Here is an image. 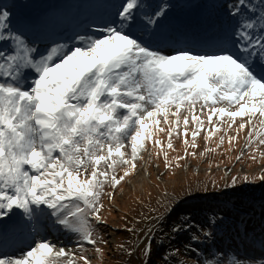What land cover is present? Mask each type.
Segmentation results:
<instances>
[{"label":"snow or ice","instance_id":"6c2138e0","mask_svg":"<svg viewBox=\"0 0 264 264\" xmlns=\"http://www.w3.org/2000/svg\"><path fill=\"white\" fill-rule=\"evenodd\" d=\"M142 8L141 0H123L115 21L94 29L99 35H80L67 47L59 44L46 54L12 32L10 13L0 8V45H14L9 52L0 47V231L5 218L14 224L17 218L32 222L36 231L34 222L47 216L80 245L76 256L41 237L19 256L0 251V264H78L81 260L91 264L84 255L85 243L102 254L98 245L108 244L97 231L106 224L103 201L107 198L111 203L117 186L133 170L139 175L142 152H148L145 165L151 160L145 143L152 139L153 122L161 133L165 128L159 125H169L167 147L175 150L174 134L177 139L185 137L184 144L191 148L197 147L202 131L208 132L206 140L211 139L220 130L213 117L220 122L227 117L231 128L237 117L247 116L239 129L245 123L252 126L257 113L264 117V0L257 4L236 0L229 6V15L251 12L261 22L255 38L256 23H243L235 34V52L221 48L211 53L187 49L164 53L151 48L143 33L137 36L132 30L137 21L145 30L154 29L167 9L142 15ZM190 124L195 128L189 144ZM262 137L264 132L252 126L245 148L255 140L259 149L264 145ZM233 139L229 137L230 142ZM154 143L161 146L160 139ZM189 154L195 155L186 150ZM243 155L242 151L237 159ZM164 160L170 167L167 152ZM259 179L264 181V175ZM154 242L147 238L144 264H150ZM117 248L134 254L122 244Z\"/></svg>","mask_w":264,"mask_h":264},{"label":"rangeland","instance_id":"374dc122","mask_svg":"<svg viewBox=\"0 0 264 264\" xmlns=\"http://www.w3.org/2000/svg\"><path fill=\"white\" fill-rule=\"evenodd\" d=\"M1 1L7 2L8 0ZM23 1H26L25 5L27 8H35L38 0ZM52 1L43 0L44 4L42 3V7L45 8ZM57 1L63 2L62 7L68 12L69 17H77L79 20L83 19L84 16L92 18V14L103 19L101 13L108 11V4L116 5L113 15L110 12L107 14L108 23L115 21L116 14L123 2V0ZM185 1L181 10H188L192 5L197 7L201 3H207L206 6L209 8L207 10L210 11L211 16L215 18L214 20L218 24L225 20V26L229 31L235 27L234 17L229 15V6L235 3L236 0H201L203 1L201 3L200 0ZM80 2L84 3L82 9L87 15L79 13ZM141 2L143 5L142 15L143 13L151 15L161 7H166V16L171 17V19L173 14L177 16L184 14L179 11L180 0H141ZM252 3L257 4L258 0H252ZM55 4L56 2L52 5ZM60 8L61 6L56 7L47 13V17L41 18L40 29L34 27L35 22L32 19L28 17L21 18L18 21L19 31L27 36L38 31L43 39L47 38L50 41H53V39L54 41L62 40L65 35L58 38L57 33H60L65 27L69 29L70 25L65 22L63 11L59 13ZM203 10L204 7L201 8V11ZM222 11L225 14L224 18L221 15ZM243 14L250 18L248 12ZM97 24L102 27L105 25L102 23ZM159 25L160 20L154 29L145 30L143 24L140 23L139 28L132 31L137 36H141L143 33L142 38H146L148 46L162 52V47H157L161 43L157 31ZM12 26L14 27V25ZM152 32L155 34L150 39H147ZM237 32L234 31L232 33L235 35ZM23 38L30 47H34L28 42L27 38ZM38 38L39 36L33 37V41H43V39ZM71 43L73 42H57L54 46L64 44L67 47ZM34 45L36 46L34 48L43 54H46L53 47L42 48L38 44ZM0 47L5 52H9L14 48V45L9 42ZM197 114H199V105L197 106ZM202 119L204 120L203 127L206 130L209 129L210 125L207 121V115L205 114ZM171 120L172 118L169 117L170 123ZM246 121L247 116L243 118L237 117L236 122L229 128L228 125L232 122L227 117L224 118L223 122L218 121L217 117H213V122L220 125V130L214 132L211 139L206 140L205 136L208 135V132L202 131L196 138L197 147L191 148L184 144L185 137L181 136L177 139L174 134L172 143L175 150L167 147V129L169 125L161 123L159 127L165 128V132L161 133L155 130L157 126L153 122L149 129L152 133V139L145 143V147L151 149V160L145 165L144 161H148V152L144 151L141 153L144 161H137L139 174L142 173L143 177L137 175L136 171L133 170L131 175L125 177L121 185L117 186L111 203H109L107 198L103 201L104 208L101 209V213L106 219V224L98 226L97 231L104 240L108 241V244L98 245L102 250V254H98L94 246L87 243L84 244L87 249L84 255L91 260V264H144L147 260L144 255V245L147 238L155 237L156 234V245L153 244L152 246L153 255L150 264H159L160 262L156 263L159 261L158 254L163 251L166 255L169 253V248H165V250L163 248L161 233L168 235V244L171 243L168 246H171L172 251L180 252L182 257H193V264H264V181L259 179V177L264 175V155H262L264 153V145H260L259 149H257L258 141L254 140L251 146L245 148L248 132L252 126H255L256 131L264 132V117L257 113L253 117L252 126L245 123V128L239 129V124ZM181 128H183L182 119ZM194 128L195 125H189L187 135L189 144L191 143V130ZM255 134L253 132V137H255ZM221 137L224 140L223 144H220ZM229 137H235V139L230 142ZM156 139L161 140V146L155 145L154 141ZM205 149H214V151H206ZM186 150L187 153H195V155H186ZM242 151L244 155L242 159L238 160L237 157ZM164 152L168 154L170 167L165 166ZM182 156L185 159H177ZM252 156H255L256 159L253 160ZM177 164L181 166L177 167ZM144 174L147 176H144ZM119 175H123V171ZM245 176L248 177V181L244 180ZM233 178L236 179L235 184H233ZM108 191H111V189H108ZM217 199H219V202L227 203L217 216L206 212V218L190 221L186 228L180 232L169 228L167 222L160 223L171 215L183 201L198 207L210 206ZM170 209L171 211L169 212ZM232 211L233 213H231ZM250 219L255 220L256 225L254 227L249 229L242 228L232 234V236L229 235L230 230L235 231L234 226H237L242 220L248 221ZM34 223L36 231H33L32 222L20 221L17 218L16 226L23 228L26 234L23 244L19 245L11 256H19L22 250L28 248L25 247L26 245H31L35 237L39 238L41 236L39 233L43 232L44 234V229H50L54 226L52 218L47 216L40 217ZM6 224L2 233L0 232V237L15 229L12 227L14 223L6 220ZM55 227L58 229L57 226ZM221 227L224 228L222 230L223 233L217 234L218 231H221L219 230L222 229ZM127 229L132 231H127ZM149 229L152 230L150 234L148 232ZM206 229L212 232L208 234ZM46 233H48V230H46ZM61 236L62 243L68 247V250H72L78 256L80 245L77 243L76 238L64 232ZM46 238L53 240L50 237ZM121 244L124 249L134 254L130 256L127 251L118 249L117 245ZM193 245L195 247L191 248ZM184 263L183 260L180 261L177 255H174L170 264ZM78 264H83V261H78Z\"/></svg>","mask_w":264,"mask_h":264},{"label":"bare ground","instance_id":"6f19581e","mask_svg":"<svg viewBox=\"0 0 264 264\" xmlns=\"http://www.w3.org/2000/svg\"><path fill=\"white\" fill-rule=\"evenodd\" d=\"M68 0L67 2H69ZM185 0H180V12L184 14H180L179 16L173 14L172 19L171 17L164 16L160 19V25L157 27L159 39L161 40V43L157 45V47H162V52L164 53H170L174 52L178 49H187L191 52L195 53H201L202 50H208L209 48H213L215 44H218L220 42H225L227 44L226 49H229L233 52L236 51L235 47H233V44L235 42V35L227 36L224 33H215V31H212L213 24L216 23L214 20L215 18L211 16V13L206 6V4H203L204 10L200 11L199 13L194 14V10L196 7H190L188 10L182 9L183 3H185ZM200 2H203L200 0ZM63 2L59 3V6H61L59 13L63 11V16L65 20H67V23H72V25L75 23V31L76 33L73 35L71 40L69 38L64 40L66 43L73 42L74 38L84 35V36H90V35H99V33L95 32L94 29L99 27L97 23L102 24H108V12L113 15V12H115L116 5L108 4L106 12H102L101 17H98L97 15L92 14V18L84 16L83 19L79 20V18H70L68 15V12L65 11L62 7ZM84 7V3H79V13L87 15V13L82 9ZM104 13V14H103ZM87 18V19H86ZM236 25L242 26L245 20L242 17H234ZM72 19V21H71ZM95 22V26L89 25V23ZM140 21H137V24H140ZM66 27V30H63L65 32V35L68 33ZM134 30V28H133ZM255 35H258L257 31L254 33ZM54 42V39H53ZM204 48V49H203ZM232 48V49H231ZM216 50H219L218 46L215 47ZM216 52V51H212ZM211 53V52H209ZM139 176L143 177V174L140 173ZM144 176H147L144 174ZM12 227L15 228L14 231L11 233H7L6 236L9 238L8 247H6V254H10L12 247H17L19 245H22L24 242V237L26 234V231L23 228L17 227L15 224L12 225ZM48 230L49 237H53L55 239L53 242L58 243L60 246H64L66 249L68 247L62 243V236L59 233L60 230H58L55 226H52L50 229H44V233ZM41 237H43V232L39 233ZM35 237V239H39ZM113 241V238H112ZM4 246V240H0V247Z\"/></svg>","mask_w":264,"mask_h":264},{"label":"trees","instance_id":"16d2710c","mask_svg":"<svg viewBox=\"0 0 264 264\" xmlns=\"http://www.w3.org/2000/svg\"><path fill=\"white\" fill-rule=\"evenodd\" d=\"M225 204H227V203L226 202L224 203L223 201L219 202V199H217V201H215V203L210 204V206H212V207L206 206V205L196 207L197 205L188 204L187 201H183V203L180 204L171 215H169L167 218L163 219L160 223L167 222L169 225V228L177 229L180 232L182 229L186 228V226L190 223V221H198L201 218H206L207 217V214H205L206 212L210 213L211 215L217 216L219 211L223 210L222 207H224ZM231 213H233V211ZM252 220L253 219H251L249 221L242 220L241 223H239L237 226L234 227L235 231H232V230L229 231V235L232 236V234H235L237 229L238 230L242 229V228L249 229V228L254 227L256 224ZM223 225H221V226H223ZM223 229L224 228L219 229L221 231L220 232L218 231L217 234L223 233V231H222ZM101 232L103 233V231H101ZM206 232L208 234H210L212 231L207 230ZM151 238H154V241H155L154 245H156L157 234L155 237H151ZM161 238L163 241L164 250H165V248H169V253L166 255V254H164L165 253L164 251L160 252L157 256L159 258V261H157L156 263L160 262L159 264H170L173 260V256L177 255L179 257L180 261L183 260V262H185L184 264H193V262H194L193 257H182V254L180 252H174L171 250V246H168L171 243L168 244L169 238H168V235L166 233H161ZM173 242H176V241H173ZM144 247H145V245H144ZM194 247H195L194 245L191 246V248H194ZM122 264H124V263H122Z\"/></svg>","mask_w":264,"mask_h":264}]
</instances>
